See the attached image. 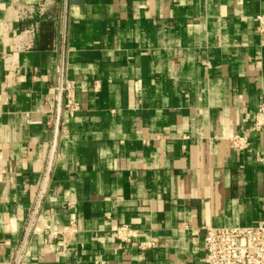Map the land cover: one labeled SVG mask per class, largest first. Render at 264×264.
<instances>
[{
  "label": "crops",
  "instance_id": "1",
  "mask_svg": "<svg viewBox=\"0 0 264 264\" xmlns=\"http://www.w3.org/2000/svg\"><path fill=\"white\" fill-rule=\"evenodd\" d=\"M259 14L264 0H0V264H206L207 226L264 224Z\"/></svg>",
  "mask_w": 264,
  "mask_h": 264
},
{
  "label": "built area",
  "instance_id": "2",
  "mask_svg": "<svg viewBox=\"0 0 264 264\" xmlns=\"http://www.w3.org/2000/svg\"><path fill=\"white\" fill-rule=\"evenodd\" d=\"M37 11H44V3L37 5ZM33 8L19 9L20 17H31ZM256 30L264 34V14L255 17ZM28 32H32L30 28ZM61 94V89H59ZM66 105L71 109L76 104L69 96ZM264 128V96H261L253 115L251 129ZM231 147L243 150L247 147L244 136L235 134L230 139ZM56 232V231H55ZM135 231L122 224L115 228L114 236L122 242H129ZM203 249L206 264H264V224L230 227L207 226L203 235Z\"/></svg>",
  "mask_w": 264,
  "mask_h": 264
}]
</instances>
